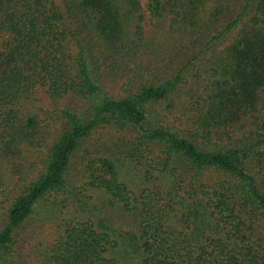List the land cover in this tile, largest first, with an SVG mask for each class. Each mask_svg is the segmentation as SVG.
I'll return each instance as SVG.
<instances>
[{
    "label": "trees",
    "instance_id": "obj_1",
    "mask_svg": "<svg viewBox=\"0 0 264 264\" xmlns=\"http://www.w3.org/2000/svg\"><path fill=\"white\" fill-rule=\"evenodd\" d=\"M230 1L0 0V264H264V0ZM105 129L141 187L74 181Z\"/></svg>",
    "mask_w": 264,
    "mask_h": 264
},
{
    "label": "rangeland",
    "instance_id": "obj_2",
    "mask_svg": "<svg viewBox=\"0 0 264 264\" xmlns=\"http://www.w3.org/2000/svg\"><path fill=\"white\" fill-rule=\"evenodd\" d=\"M143 8H146L147 6V0H140ZM222 2L226 3L230 0H221ZM238 3L239 0H232L230 1L231 4ZM219 2L207 4V10L212 9L215 7ZM146 17L148 20L145 23V29L147 32L148 38H152L153 36H159L160 32H162L164 25L159 23V26L156 25V21L151 20L148 17V14H146ZM230 44V41H226L223 43V45L220 47V49H224L227 47V45ZM147 53V52H144ZM148 53L143 56V59H147ZM158 62L152 63L153 65L157 64ZM147 64V63H145ZM133 67V65H132ZM190 78V77H189ZM188 85L186 83L185 86H183L182 91L179 92V94L176 95V102L181 101V106H179L178 110L167 117L166 121L170 124V126H173L175 128H181V129H188L190 125H188L187 120H185V115L182 114L181 109L183 107H187L188 103L185 101L187 98V91L186 88ZM47 107H54V105H49ZM45 107V109L47 108ZM53 109V108H51ZM43 116H46V114L42 113ZM52 130V129H51ZM53 131V130H52ZM120 134L115 132L111 129H105L100 130L97 132L84 146L81 148L80 152L77 154V159H75L73 166L71 167V176H73L74 181H76V184L78 181L82 178L83 175L86 172V166H88L90 163L95 164V167L100 166L101 164H98L100 158H110L115 163V167H117L118 176L121 180H123L125 183H127L128 187L130 189H136L141 187V170L136 165L129 164L125 161H123V156L121 155L120 147L118 146V142L121 145L120 141ZM90 195L93 194L92 190L89 191ZM98 200L99 197L95 195V200ZM93 202V200H91ZM61 211V209H60ZM58 212L54 215V218H57ZM45 220V219H43ZM56 221V220H55ZM50 222V221H49ZM55 238V225L54 223H48L46 226L44 225V228L41 232L40 239L43 241V243L49 244L51 243Z\"/></svg>",
    "mask_w": 264,
    "mask_h": 264
}]
</instances>
